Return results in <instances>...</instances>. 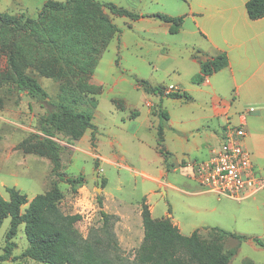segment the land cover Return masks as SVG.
I'll return each instance as SVG.
<instances>
[{"label": "rangeland", "instance_id": "obj_1", "mask_svg": "<svg viewBox=\"0 0 264 264\" xmlns=\"http://www.w3.org/2000/svg\"><path fill=\"white\" fill-rule=\"evenodd\" d=\"M45 1L0 0V12L36 18ZM97 1L112 2L143 17L131 20L106 10L120 31L102 50L97 66L89 75L88 81L101 85V91L94 94L97 100L96 107L92 108L94 127L87 128L81 138L73 140L54 128L43 126L47 107L1 78L8 67L4 57H0L1 196L8 199L6 188L15 187L31 200L56 184L63 193L58 203L61 212L81 215L75 229L82 237L87 236L90 228L103 235L105 229L100 211L107 214L108 230L118 247L116 255L125 264L133 262L143 237L142 198H146L154 218L170 217L182 234L189 235L198 229L203 238H208L210 228L218 227L264 240V203L258 206L251 199L237 201L206 192L196 180L189 178L184 167L173 170L166 164L157 150L158 105L169 115V120H162V147L173 153V160L181 157L182 148L194 146L192 136H189L191 142L178 139L177 128L195 125L210 115L209 95L196 90L203 88L201 83L192 82L209 46L193 19L195 1ZM215 1L219 8L214 12L229 19L227 25L213 27L218 40L222 39V31L226 36L240 31L247 39L264 28L262 22L247 17V0ZM156 13L184 16L179 32L169 33L166 23L151 16ZM207 15L208 12L204 14L206 20ZM25 72L36 78L50 100L58 99L63 80L41 76L30 68ZM218 75L211 78L215 91L231 102V112L246 114V108L235 97L234 87L230 83L217 82ZM137 79L147 80L151 85L172 87L167 88L171 90L178 89L173 87L176 85L178 90L192 97L186 102L167 97L160 99L138 87ZM75 82L72 79L70 84L74 86ZM79 94L83 100H77L76 108L90 109L89 94ZM115 99L122 100L125 108H117ZM135 111L138 115L130 117ZM211 123L218 128L222 120L211 119ZM46 138L58 147L60 167L57 172H53L50 158L44 153ZM26 147L36 152H25ZM191 158L199 159L200 154L193 151ZM67 177H77L81 181L75 190L65 181ZM9 226L10 217H6L0 226V254ZM13 241L12 255L16 259L5 264H46L19 256L27 246L23 224L19 225ZM223 250L235 251L231 264L247 261L264 264V247L250 239L240 241L228 237L223 242Z\"/></svg>", "mask_w": 264, "mask_h": 264}, {"label": "trees", "instance_id": "obj_2", "mask_svg": "<svg viewBox=\"0 0 264 264\" xmlns=\"http://www.w3.org/2000/svg\"><path fill=\"white\" fill-rule=\"evenodd\" d=\"M245 9L250 19L261 18L264 16V0H247ZM106 10L112 15L131 20L143 17L112 2L97 0H47L36 18L0 12V57H4L8 67L1 78L9 80L17 90L47 107L43 126L54 128L73 140L81 138L87 128L94 127L92 108L97 105L94 94L101 91V85L90 83L88 78L97 66L102 50L120 31ZM151 16L166 23L168 32L172 34L179 32L184 21V16L162 13ZM199 65L200 72L192 78V82L197 84L225 68L228 57L222 51L200 61ZM28 68L41 76L64 81L56 101L50 100L36 78L25 72ZM72 79L76 80L74 86L70 84ZM136 83L160 99H191V95L184 90L151 85L144 79H137ZM79 93L89 94L90 109L76 108L77 100H83ZM113 101L117 108H125L122 100ZM158 106L157 150L166 163L167 155L162 147V120L167 121L169 115L165 109H161V105ZM137 115L135 111L130 117ZM46 142L44 153L50 158L53 172H57L60 167L57 144L47 138ZM25 150L36 152L28 147ZM65 181L72 190L81 182L77 177H67ZM6 191L8 199L0 194V226L6 217H10V226L5 234L0 264L16 259L12 255L15 248L13 239L21 224L24 225L27 240L26 248L19 255L21 257L46 264H125L116 255L118 247L111 238L108 216L103 210L100 213L104 234L90 228L87 236L82 237L75 229L81 215L61 212L58 203L63 193L56 184L31 200L15 187H7ZM98 204H102L100 197ZM140 216L143 237L131 264H231L235 251L223 250V242L228 237L240 241L250 239L264 247V240L258 237L235 234L218 227L210 228L208 238H203L198 229L189 235L182 234L170 217L154 218L146 198H142ZM243 264L254 263L247 261Z\"/></svg>", "mask_w": 264, "mask_h": 264}, {"label": "crops", "instance_id": "obj_3", "mask_svg": "<svg viewBox=\"0 0 264 264\" xmlns=\"http://www.w3.org/2000/svg\"><path fill=\"white\" fill-rule=\"evenodd\" d=\"M194 1L196 12H192L194 13L192 15H195L193 16L195 25L205 35L209 44L203 60L224 51L228 57V65L205 78L201 83L203 88L196 89L209 95L210 115L195 123V125L189 127L179 126L177 128L178 139L189 142V136H192L191 141L194 146L192 148L187 146L182 148L181 157L175 160L172 159L173 153L164 148L167 155L166 164L170 165L173 170L184 167L183 169L187 170L189 178L195 180L187 164L206 160L210 155V149L221 142L226 124H237L243 119L246 131L243 146L251 153L256 177L262 182V187L252 196L245 199H251L258 206H261V203H264V28L247 39H245L246 35L244 36L240 31L236 35L231 33L227 36L222 31V39L220 41L213 34V27L216 25H227L229 19L214 12L218 11L219 8L215 0ZM206 12L209 13L207 20L204 18ZM253 21L264 24V16ZM231 38L235 39L231 41ZM216 75L219 76L216 79L217 82H221L223 85H229L230 83L234 87L235 97L238 98V102L242 107L246 108V114L237 115V112H231V102L227 98H222L215 91V87L212 84L211 78ZM173 87L179 89L176 85ZM205 87H207V90L204 89ZM181 102L186 101L181 100ZM250 108H253V110L249 112L248 109ZM211 119L222 120V124H218V128H216L211 123ZM193 151L200 154L199 159L191 158ZM155 180L159 181L160 179L155 178ZM161 186L164 187L163 184ZM172 223L180 230L175 222L172 221Z\"/></svg>", "mask_w": 264, "mask_h": 264}, {"label": "built area", "instance_id": "obj_4", "mask_svg": "<svg viewBox=\"0 0 264 264\" xmlns=\"http://www.w3.org/2000/svg\"><path fill=\"white\" fill-rule=\"evenodd\" d=\"M245 134L243 119L237 124L227 123L221 142L210 149L209 157L187 164L206 192L241 201L262 187L250 153L243 146Z\"/></svg>", "mask_w": 264, "mask_h": 264}]
</instances>
